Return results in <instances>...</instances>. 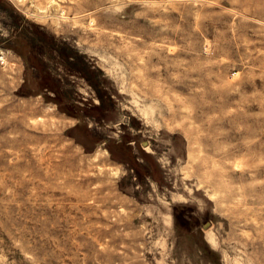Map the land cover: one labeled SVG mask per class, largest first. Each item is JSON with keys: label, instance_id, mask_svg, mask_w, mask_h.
Masks as SVG:
<instances>
[{"label": "rangeland", "instance_id": "obj_1", "mask_svg": "<svg viewBox=\"0 0 264 264\" xmlns=\"http://www.w3.org/2000/svg\"><path fill=\"white\" fill-rule=\"evenodd\" d=\"M0 264H264V0H0Z\"/></svg>", "mask_w": 264, "mask_h": 264}, {"label": "built area", "instance_id": "obj_2", "mask_svg": "<svg viewBox=\"0 0 264 264\" xmlns=\"http://www.w3.org/2000/svg\"><path fill=\"white\" fill-rule=\"evenodd\" d=\"M4 63V58L3 56H0V64H3Z\"/></svg>", "mask_w": 264, "mask_h": 264}]
</instances>
